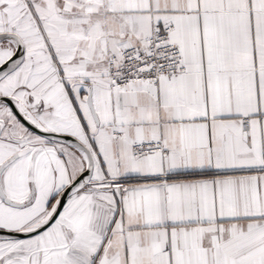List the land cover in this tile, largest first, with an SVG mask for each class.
I'll use <instances>...</instances> for the list:
<instances>
[{
  "label": "snow or ice",
  "instance_id": "1",
  "mask_svg": "<svg viewBox=\"0 0 264 264\" xmlns=\"http://www.w3.org/2000/svg\"><path fill=\"white\" fill-rule=\"evenodd\" d=\"M0 264H264V0H0Z\"/></svg>",
  "mask_w": 264,
  "mask_h": 264
}]
</instances>
